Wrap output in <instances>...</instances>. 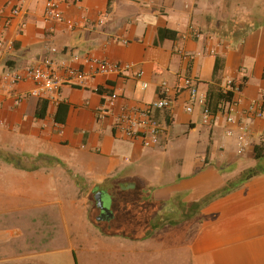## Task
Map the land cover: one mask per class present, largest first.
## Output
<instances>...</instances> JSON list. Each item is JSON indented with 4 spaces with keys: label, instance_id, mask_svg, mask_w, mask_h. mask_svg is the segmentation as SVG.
Here are the masks:
<instances>
[{
    "label": "crops",
    "instance_id": "1",
    "mask_svg": "<svg viewBox=\"0 0 264 264\" xmlns=\"http://www.w3.org/2000/svg\"><path fill=\"white\" fill-rule=\"evenodd\" d=\"M45 2L0 0V15L11 17L12 8L20 9L8 27L0 26V75L48 56L90 72L82 61H72L75 54L131 69L119 76L96 77L84 87L64 85L54 101H48L44 119L36 117L41 99L28 96L34 84L20 83L12 93L27 97L20 104L9 94L1 97L0 126L29 140L103 155L105 173L96 177L93 188L134 184L137 191L164 202L161 210L175 195L191 205L213 194L200 209L202 221L192 220L187 233L191 264H264V117L246 113L252 103L264 110V0H81L78 4L68 0L62 22L45 20ZM160 30L174 31L177 37L159 42ZM53 48L58 50L55 55ZM184 77L195 79L206 94L223 89L228 81L242 82V92L235 97L237 120L246 121L248 131L242 134L238 126H229L223 115L206 119L198 106L187 113L189 95L178 90ZM162 84L175 102L154 113L163 128L159 143L145 147L141 138L118 134L113 124L122 110L157 101ZM114 93L118 99L112 113L100 120V110L110 107L106 95ZM229 129L233 136L227 134ZM259 147L262 153L256 159ZM40 156L57 165L70 162ZM248 170L258 175L235 186L234 179ZM104 202L112 211L110 201ZM53 220L49 214L33 219V227L40 228L33 233L8 232L2 247L12 238L36 247L2 252L0 264H21L32 254L68 251L65 246L36 249L41 241L64 236ZM65 255L59 257L69 262Z\"/></svg>",
    "mask_w": 264,
    "mask_h": 264
},
{
    "label": "rangeland",
    "instance_id": "2",
    "mask_svg": "<svg viewBox=\"0 0 264 264\" xmlns=\"http://www.w3.org/2000/svg\"><path fill=\"white\" fill-rule=\"evenodd\" d=\"M15 133L0 126V248L10 233L14 234V230L15 233H33L34 229H40L33 227V219L47 214L58 225L56 230L68 236L67 239L63 236L58 240L41 241L37 243L36 249L40 247L44 251L65 246L68 251L60 254L67 253L65 256L69 262L61 260L60 254L46 252L32 254L22 260L21 264H191V238L187 233L192 220H182L181 210L176 203L163 210L160 207L152 213L156 223L164 224L153 232L149 231L150 228L139 231L135 227L139 224L136 219L138 224L134 225V220L131 221L132 227L127 234H107L104 228L108 221L97 219L100 210L95 199L97 188H93L98 180L96 177L105 173L106 157L96 152L68 149L38 139L29 140ZM192 153L188 151L187 156H192ZM41 154L59 157L71 163L62 166L44 162V165L34 160ZM9 155L19 156L23 166L35 162L41 168L25 170L21 166L17 167L8 162L11 157ZM113 207L116 211L119 209L115 203ZM197 217L200 218L197 215L194 219ZM179 220L177 225L169 223ZM27 223L31 224L28 226ZM26 247L33 250L36 246L26 240L22 242L12 238V242L4 245L0 253L19 252Z\"/></svg>",
    "mask_w": 264,
    "mask_h": 264
},
{
    "label": "built area",
    "instance_id": "3",
    "mask_svg": "<svg viewBox=\"0 0 264 264\" xmlns=\"http://www.w3.org/2000/svg\"><path fill=\"white\" fill-rule=\"evenodd\" d=\"M81 0H74V4L80 3ZM68 3V0H46L44 6V18L46 21H64L63 6ZM20 14V9L15 8L12 16L3 23V27H8L12 18ZM103 23V22H101ZM73 26L72 22H69ZM3 43L0 41V46ZM52 55L58 53L56 48L51 49ZM72 61L90 66L91 71L77 69L73 66H67L65 63H58L54 57L48 56L37 62L31 63L24 68H9L0 75V99L3 95L9 94L15 99L16 104L23 102L27 96H14L12 93L15 88L23 82H31L34 84V89L29 92L28 96L41 100L54 101L58 96L60 89L64 85L75 87H84L89 80L96 77L119 76L131 69V66L112 63L105 59H99L89 56L81 57L75 54ZM64 71V74H63ZM143 72H139L137 76L141 77ZM147 88V85H144ZM180 91L187 92L189 95L186 112L193 113L196 106L202 109L203 116L206 119H211L212 114L207 106V94L202 93L195 79L191 77L181 78V84L178 88ZM225 93H232L231 101L223 103L217 114L223 115L226 123L229 126L236 125L242 134L248 131L246 121L238 123L237 113L239 101L235 97L242 92L241 83L228 81L223 88ZM169 90L166 84H162L160 89V97L157 101L148 104L145 108L123 109L122 113L115 118L113 128L126 138L136 139L141 138L145 147H152L159 143L160 134L163 131L162 126L155 121L154 113L172 108L175 100L167 97ZM163 96V97H161ZM118 99L116 93L106 95V100L110 105L109 108H103L98 113V118L104 120L112 113L115 102ZM246 113L254 118H263L264 110L261 104L252 103L247 108ZM227 134L234 135L233 129H229ZM239 153H244V147L240 148Z\"/></svg>",
    "mask_w": 264,
    "mask_h": 264
},
{
    "label": "trees",
    "instance_id": "4",
    "mask_svg": "<svg viewBox=\"0 0 264 264\" xmlns=\"http://www.w3.org/2000/svg\"><path fill=\"white\" fill-rule=\"evenodd\" d=\"M12 9L14 10L15 7ZM13 10H12V13H13ZM108 11H110V8ZM9 18L10 17L4 16L1 14L0 15V26ZM169 34H171V35H169ZM169 37H170V39L176 38L177 37L176 32L169 31V30H160L159 31V42H162L166 38H169ZM216 69H215V72H216ZM241 85L243 88L242 82H241ZM159 96H160V90H159ZM161 97H163V96H161ZM232 98H233L232 93H225L223 91V89L216 90V91H214V90L209 91L207 93V106H208L209 110L211 111L212 117L214 118L217 115V113H218V111H219V109L223 103H225L227 101H231ZM48 105H49L48 100H40L39 101V108H38L37 113H36L37 118L44 119L46 117ZM257 150H259V151L256 153V159L260 158V154L262 153V148L259 147V148H257ZM9 157H10V159L8 160L9 163L12 162L13 164H15V166H17V167L21 166L25 170H32V169L37 170V167H39V166H37V164L35 162H32L31 165L28 164V165L23 166L21 164L22 163L21 158H19V156H17V155H14V156L9 155ZM29 159H32V158L29 157ZM34 160H37L41 164H44V161L42 160V156H38ZM30 163H31V160H30ZM39 168H41V167H39ZM256 175H258V174L255 170H248L247 172L242 174L239 179L235 180L236 182L234 181L235 186L252 179ZM234 183H232V184H234ZM226 190L227 189H225L224 191H226ZM98 192H101L103 194L104 200L110 201V203H111V209H112L111 212L113 213V219L111 221H108L106 228H104L105 232L107 234H116L119 232H122L123 234H127L126 232L129 230L130 227H132L131 226L132 220H134V223L138 224L136 219H138L139 224H138V226H135V227H137L139 229V231L142 230V228H146V230H148L150 228L149 231L153 232V230L161 228L164 226V224L159 225L158 223L155 222V217L152 215V213L155 212L158 208L160 209V207L165 205V203L155 201L152 198L151 194L147 195V194H144L141 190L137 191V188L134 184H126V185L125 184H116L113 187H111L110 190L104 189L102 187H98L97 193ZM178 197H179L178 195H175L172 198L170 205H172V204L176 205L177 204L178 209L181 210L183 221L184 220H186V221L187 220H201L200 218L198 219V217H197V219H194V218L197 215H199V217H201L200 216V212H201L200 209L202 207H204L205 205H207L210 201L213 200V194H212V195L207 196L205 199H203L199 203H194V204L188 205L186 203H182ZM114 203L116 205V208L119 206V209H118L119 211L118 210L116 211L113 209ZM169 223L172 225H177L178 223H180V220L179 221H171ZM136 232H137V230H136ZM148 234H150V233H148Z\"/></svg>",
    "mask_w": 264,
    "mask_h": 264
},
{
    "label": "water",
    "instance_id": "5",
    "mask_svg": "<svg viewBox=\"0 0 264 264\" xmlns=\"http://www.w3.org/2000/svg\"><path fill=\"white\" fill-rule=\"evenodd\" d=\"M97 208L101 211H103L104 214H107L109 218L106 221H109L111 218H113V213L109 210V208L105 205L103 194L101 192H98L95 196Z\"/></svg>",
    "mask_w": 264,
    "mask_h": 264
},
{
    "label": "flooded vegetation",
    "instance_id": "6",
    "mask_svg": "<svg viewBox=\"0 0 264 264\" xmlns=\"http://www.w3.org/2000/svg\"><path fill=\"white\" fill-rule=\"evenodd\" d=\"M108 218L109 216L107 214H104L101 210L99 211V216L97 217L98 220L106 221Z\"/></svg>",
    "mask_w": 264,
    "mask_h": 264
}]
</instances>
